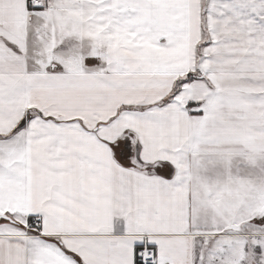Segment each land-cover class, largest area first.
I'll list each match as a JSON object with an SVG mask.
<instances>
[{
  "label": "snow or ice",
  "instance_id": "6c2138e0",
  "mask_svg": "<svg viewBox=\"0 0 264 264\" xmlns=\"http://www.w3.org/2000/svg\"><path fill=\"white\" fill-rule=\"evenodd\" d=\"M0 264H264V0H0Z\"/></svg>",
  "mask_w": 264,
  "mask_h": 264
}]
</instances>
